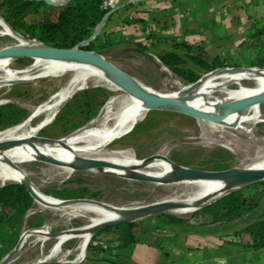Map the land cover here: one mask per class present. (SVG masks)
Returning <instances> with one entry per match:
<instances>
[{
  "label": "rangeland",
  "instance_id": "374dc122",
  "mask_svg": "<svg viewBox=\"0 0 264 264\" xmlns=\"http://www.w3.org/2000/svg\"><path fill=\"white\" fill-rule=\"evenodd\" d=\"M58 1L61 2V0ZM43 2L44 4L40 10L33 12V14H30L26 18V23H42L47 18H54L56 12L65 6L46 1ZM128 3L129 1L127 0H123L122 2L123 5H127L125 8L134 10L133 5H128ZM224 11L229 13L228 9H224ZM1 30L0 27V49L5 50L13 46L16 41L10 37L1 35ZM98 43L100 42L98 41ZM134 48L128 46L127 43L126 46H107L104 48L105 50L102 55L159 93L169 95L189 88V85L181 80V78L172 74L169 69L164 67L156 55L140 53ZM221 57H224V55ZM45 64L46 61H39L35 58H19L9 65L16 74L12 80H27L17 83L10 82L7 86L0 89V105L14 103L23 109L26 115L21 123L9 128H0V132L27 123H30V129H34L42 126L49 119L51 123L39 130L36 136L38 141H61L90 126L89 124L101 114L104 105L114 94L106 86L99 83L97 79H91L80 89L72 91L75 93L60 107L65 100L64 98L55 107L53 114L51 112L40 114L38 110L51 101L62 86L68 82L70 76L66 74L60 77L55 74H49L44 69ZM237 66L257 67L264 70V62L262 60H255L252 65ZM89 70L86 69V71ZM212 72L209 74L201 72V76H210L213 74ZM38 73L39 76H37ZM0 74V77L6 76L2 72ZM244 84L248 85L250 83L245 82ZM231 88H234V86ZM210 102L213 101L210 100ZM93 113H96L95 117L91 121H88V117ZM263 147L264 103H262L261 116L256 122L246 123L242 127L236 128V130L227 127L223 129L203 128L200 125L199 118L191 117L181 112V110L167 111L154 109L153 111H149L145 119L136 125L132 131L115 141L114 145L111 146V148L131 150L141 161L151 160L156 154L165 151L167 158L178 165L207 171L254 165L258 160L253 154L255 155ZM55 164L38 157V160L26 163L23 167L29 175L30 182L38 186L47 195L53 190L82 189L87 192L86 197H84L85 199L103 201L120 207H136V205L156 203V201L167 197L181 195L183 190V187L174 185L175 183L164 184L137 179L129 180L124 179V177L121 178L104 172L98 173L96 172L97 170L91 171L84 168H79L72 175L53 177L51 179V170L55 168L53 166ZM12 184L21 185L18 182H5L3 185H0V188ZM240 190L245 197L252 199L253 203L259 202L253 214V218L257 219L259 215L264 213V184L258 187L248 185L241 187ZM215 203L217 201L208 204L204 208H209ZM249 214L245 213L244 216H248ZM180 215L192 218L193 220L195 218V216H191L193 213ZM38 219H41V223L43 224L36 227L34 224ZM86 220L87 218L81 216H66L56 207H39L34 202L23 220L19 238L24 231H31L43 226L51 227V235H49L48 240L45 242H40L37 235L29 237L25 243L26 245L7 264H35L39 258L50 255L55 246V237L60 232L66 229L78 228L84 225ZM160 222L161 220L157 218H147L140 223V226L150 229L151 226L157 225ZM241 224L236 226V228L241 229L245 225L244 222H241ZM117 227L119 225L112 228V230L116 231ZM230 231L233 235L241 237L243 240L247 239V236L240 231L239 233H235L233 229ZM52 234L56 235L52 236ZM79 245V238H71L65 242L62 251L55 258L49 260V264H58L57 262H60L59 260L62 259L65 260L63 263L75 261L79 254ZM84 262L86 260L76 264H83Z\"/></svg>",
  "mask_w": 264,
  "mask_h": 264
},
{
  "label": "bare ground",
  "instance_id": "6f19581e",
  "mask_svg": "<svg viewBox=\"0 0 264 264\" xmlns=\"http://www.w3.org/2000/svg\"><path fill=\"white\" fill-rule=\"evenodd\" d=\"M67 1L68 0H61V2H59L58 0H50L49 2L53 4H65ZM0 27L2 29L1 35L8 38L10 37L16 41V43L9 48H43V45L39 43L38 40L25 38L1 16ZM8 49H3V51ZM32 58L38 59L39 61H46L44 69L49 74H55L60 77L66 74L70 75L68 82L62 86L51 101L38 110L40 114L50 112L53 114L55 107L62 102L64 98L65 100L60 107L71 98L73 93H75L72 91L80 89L91 79H97V81L106 86L111 93H114L104 105L101 114L89 124L90 126L61 141H38L36 136L43 126L51 123L49 119L43 123L42 126H36L37 128L34 129H30V123L26 122L27 124L25 125L16 126L10 130L0 132V185H3L5 182H28L34 187L35 192L41 199H34V202H36L39 207H56L66 216H81L87 218L84 225L60 232L55 237V246L50 255L39 258L36 263L45 262L49 264V260L55 258V256L62 251L65 242L71 238H79L80 245L76 260L70 263L75 264L79 262L78 260L86 253V247L90 241L89 229L95 226V224L116 220L119 218L118 212L120 208H122L103 201H95L94 203L83 201L67 205L61 202L60 199L47 195L38 186L30 182L29 175L23 167L26 163L38 160V157L41 158L44 156L58 162L53 165L55 168L51 170V179H53V177L72 175L79 167H83L91 171L97 170L96 172L98 173H109L113 176L124 177V179L129 180L133 179L135 174H144L158 178L160 181L156 183H175L174 185H178L181 188L183 187L182 194L185 195L171 196L164 198V200L181 201L189 207V209L177 210L174 212L175 214H189L191 210L196 209L197 206L212 202V200L216 199L217 195L225 193L230 188L228 184L220 179L196 181L179 180L173 182L174 164L166 160L167 153L165 151L156 154L151 160L141 161L131 150L111 148L115 141L132 131L136 125L145 119L148 112L153 111L154 108H151L145 100L135 97L134 95L132 96L120 88L113 80L108 78L107 74L101 68L93 64L73 59L49 60L40 57ZM16 60H18V58L11 54L5 52L0 54V72L6 75L3 76L4 78L0 77V89L7 86L10 82L17 83L27 80H12L15 78L16 74L9 65ZM86 69L90 70L86 71ZM37 76H39V73ZM135 82L145 92L176 100L174 106L160 107L157 110L178 111L182 109V106H188L192 109L195 108L196 110L214 116L215 114L224 113L227 110L225 105L228 103L264 95V70L257 67L252 68L250 71L242 72H214L203 79L194 89H190V87L185 89L181 88V91L169 95L159 93L154 89L152 90L138 78ZM245 82H249L250 84L245 85ZM232 86H234V88H231ZM210 100L213 102H210ZM261 109L262 103L255 102L243 110H238L226 115L222 119L208 121L199 118V122L203 128L223 129L227 127L236 130V128H240L246 123L256 122L261 116ZM11 141L15 142V144L7 146L6 144ZM253 156H256L258 160L257 163L242 168H252L256 170L264 169V147L257 151L255 155L253 154ZM94 160L102 161L104 165L92 168L91 163ZM34 235L38 236L40 242H45L48 240L49 235H51V227L43 226L31 231H24L20 238V247L22 248L26 245L25 243L29 237ZM59 261L65 262L64 259Z\"/></svg>",
  "mask_w": 264,
  "mask_h": 264
},
{
  "label": "crops",
  "instance_id": "0c3cea01",
  "mask_svg": "<svg viewBox=\"0 0 264 264\" xmlns=\"http://www.w3.org/2000/svg\"><path fill=\"white\" fill-rule=\"evenodd\" d=\"M130 4L134 10L122 3L115 8L109 26L97 36L106 47L127 43L158 58L174 49L185 56L188 67L194 65L187 56L193 50L185 46H203L205 55L218 56L232 67L264 62V0H140ZM200 216L162 230L135 228L130 244L124 241L128 224L116 231L105 230L98 235L105 247L97 254L100 260L83 264H264V245H246L230 231L236 227L214 222L209 214Z\"/></svg>",
  "mask_w": 264,
  "mask_h": 264
},
{
  "label": "trees",
  "instance_id": "16d2710c",
  "mask_svg": "<svg viewBox=\"0 0 264 264\" xmlns=\"http://www.w3.org/2000/svg\"><path fill=\"white\" fill-rule=\"evenodd\" d=\"M104 1L70 0L67 5L56 12L54 18H47L42 23H26V18L33 12L40 10L44 2L38 0H4L0 1V15L27 39H37L48 46L70 49V47H74L89 39L93 34L95 26L100 23L106 13L102 8ZM106 45L101 42L98 43L97 37L89 46L85 47V50H93L102 54ZM185 47L188 50H193L191 53L187 52V56L189 55L190 61L194 64L192 67L186 66L185 56L174 49L158 56L161 64L188 85L194 84V82L202 78L201 72L207 74L219 67H232L218 56L211 58L205 55L203 46ZM95 114L93 113L89 116L88 121H91ZM25 115L26 112L14 103L0 105V128H9L21 123ZM263 184L264 181H258V183L251 185L258 187ZM86 194L87 192L82 189H65L50 191L48 195L57 199H74L84 198ZM33 203L32 197L22 184H12L0 188V260L14 249L19 239L23 220ZM258 203H253L252 199L245 197L241 190L237 189L222 196L213 206L199 209L191 216L209 214L214 222L225 221L232 228H235L239 222H244L245 225L241 229L236 230L237 228H235V233H239V231L242 234L244 233L247 239H244L243 242L246 245L257 248L264 245V213L259 215L257 219L253 218ZM245 213L251 214L244 216ZM148 218L161 220L157 225L151 226L150 229L152 231L162 230L161 227L167 225L190 223V220H193L192 218L173 213L156 214V216ZM142 221L144 219L128 224L129 231L124 236L125 244H130L134 239L132 232L135 228H143L140 226ZM41 222V219H38L34 226H41L43 224ZM107 230H112V228ZM100 233H96L90 240L86 250V260L88 261L96 262L100 260L97 254L105 248L98 238ZM113 262L115 264H123L121 261Z\"/></svg>",
  "mask_w": 264,
  "mask_h": 264
},
{
  "label": "water",
  "instance_id": "95a60500",
  "mask_svg": "<svg viewBox=\"0 0 264 264\" xmlns=\"http://www.w3.org/2000/svg\"><path fill=\"white\" fill-rule=\"evenodd\" d=\"M4 1V0H0ZM38 1H46L49 2L50 0H38ZM70 0H68L65 4L69 3ZM65 4H56V5H65ZM114 9L110 10V12L106 15L107 18H109L110 13H112ZM99 34V30L95 31L93 33V36H97ZM35 40V39H34ZM37 40V39H36ZM43 45V48L40 49H21L18 47H12L9 48L6 51H3L0 49V54L3 52L13 55L16 58H32V57H40L43 59H60V60H77L80 62L93 64L99 68H101L110 78L113 80L120 88L131 94L135 97L141 98L145 100L151 108L158 109L160 107H169L174 106L176 103V100L174 99H168L167 97H160L156 95H152L148 92H145L143 89L139 87L138 84H136L135 80L137 79L134 76H131L129 73L124 71L122 68L117 66L114 62L108 60L105 58L102 54L96 52V51H88L83 49L81 46H74L69 48H59L55 46H48L44 43L40 42ZM252 68L249 67H221L214 70V72H224V71H250ZM212 72V73H214ZM209 74V73H208ZM208 75L200 78L194 84L189 85L190 89H194L203 79L207 78ZM255 102H261L264 103V95H259L247 99L238 100L235 102H231L225 105L226 111L224 113L209 115L207 113L201 112L199 110H196L195 108L192 109L188 106H182L181 112L191 116V117H197L208 121H215L222 119L226 115L233 113L238 110H243L246 107L254 104ZM15 144V142H9L6 145L11 146ZM40 159L44 161H48L51 163H58L54 159H49L47 157H41ZM149 159V158H148ZM166 160L169 163L174 164V175L172 176L173 182L179 181V180H186V181H196V180H217L220 179L224 181L226 184L229 185V189L225 193H221L217 195L216 199L212 200L210 203H205L197 206L196 209L191 210V213L196 212L199 209H202L206 207L208 204H211L217 200H219L222 196L235 191L237 189H240L241 187L248 186L251 184L258 183V181H264V169H252V168H231V169H224V170H216V171H207L202 169H192L189 167H185L182 165H178L174 163L171 159L166 158ZM104 163L102 161L94 160L91 163V167H97L102 166ZM81 168V167H79ZM83 168V167H82ZM133 179L146 181V182H159L160 180L158 178H154L148 175L144 174H135L133 176ZM22 184L32 199L41 200L37 193L34 190V187L28 182L20 183ZM61 202L65 204H74V202H95L92 199H85V198H74V199H60ZM189 209V207L181 201H173V200H160L156 201V203L152 204H145V205H136V207H122L120 208L118 215L119 218L116 220H110L101 222L99 224H95V226L91 227L89 229L90 234V240L91 238L96 235V233L103 232L109 228H114L116 226L124 225V224H131L138 220L145 219L148 217L156 216V214H162V213H173L177 210H184ZM53 235V234H52ZM21 238V237H20ZM20 238L17 241L16 245L14 246V249L9 252L5 257H3L0 260V264H7L9 263L15 256V254L21 249L20 247ZM90 243V241H89ZM87 244V247L89 245ZM86 247V250H87ZM58 264H74V263H63V262H57ZM33 264V263H31ZM35 264H46L45 262L41 263H35Z\"/></svg>",
  "mask_w": 264,
  "mask_h": 264
},
{
  "label": "built area",
  "instance_id": "2783aa9c",
  "mask_svg": "<svg viewBox=\"0 0 264 264\" xmlns=\"http://www.w3.org/2000/svg\"><path fill=\"white\" fill-rule=\"evenodd\" d=\"M123 0H105L103 2L102 8L103 10L106 11L105 15L103 16L104 18L100 21V23H98L95 28H94V32L99 30V34L104 30V27L106 25V23L108 22L109 18L106 17V15L110 12V10L117 8ZM131 2H138L140 0H129ZM68 4V3H67ZM66 5V4H65ZM93 32V33H94ZM98 34V35H99ZM97 35V36H98ZM97 36H93V34L89 37V39L81 42L80 44L76 45V46H81L83 49H85L86 46H89L90 43L95 40L97 38ZM84 260H86V253L84 254V256L79 260V262L77 263H82ZM76 264V263H75Z\"/></svg>",
  "mask_w": 264,
  "mask_h": 264
}]
</instances>
